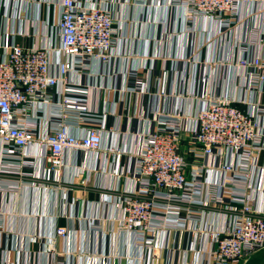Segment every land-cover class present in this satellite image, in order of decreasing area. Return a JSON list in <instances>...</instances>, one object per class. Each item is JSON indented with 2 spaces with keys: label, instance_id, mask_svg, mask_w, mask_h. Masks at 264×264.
I'll return each mask as SVG.
<instances>
[{
  "label": "crops",
  "instance_id": "1",
  "mask_svg": "<svg viewBox=\"0 0 264 264\" xmlns=\"http://www.w3.org/2000/svg\"><path fill=\"white\" fill-rule=\"evenodd\" d=\"M260 0L243 4V21L229 29L212 19L185 22V10L171 0H90L108 7L116 18L118 38L109 63L92 60L83 71L68 74V84L86 91L92 112L107 115L103 147L94 153L68 151L65 166L53 171L43 150L29 147L31 166L23 176L5 173L10 162L0 147V264H206L215 237L230 217L217 209L190 207L199 219L184 227L160 230L154 255L139 246L134 233L117 229L123 211L119 200L134 187V170L141 149V133H152L163 114L195 116L205 99L256 101L247 88L243 57H264V44L242 53L240 46L255 30L264 41V10ZM61 0H0V54L3 45L26 48L60 44L58 19ZM189 26V27H188ZM58 75L59 54H50ZM164 72L167 87L159 94ZM55 90L58 103L66 89ZM44 115L48 110L42 111ZM73 132V131H72ZM80 134L82 130L75 129ZM121 149L122 154L109 153ZM188 143L183 144L187 155ZM190 164L193 163L188 158ZM264 158L262 159L263 162ZM206 178L219 181L222 175ZM12 183L17 188L12 189ZM249 189L255 208L264 212V172H257ZM165 211V203L157 201ZM177 208V204H172ZM68 230L48 251L56 230ZM166 227V228H165ZM34 237L37 240H34ZM246 264H264V250Z\"/></svg>",
  "mask_w": 264,
  "mask_h": 264
},
{
  "label": "built area",
  "instance_id": "2",
  "mask_svg": "<svg viewBox=\"0 0 264 264\" xmlns=\"http://www.w3.org/2000/svg\"><path fill=\"white\" fill-rule=\"evenodd\" d=\"M89 1L61 0L58 46L3 45L0 147L10 161L4 169L7 174L25 175L22 169L31 166L26 150L32 146L43 150L51 169L57 172L65 166L68 151L94 153L103 147L107 115L92 112L86 91L67 82L69 73L83 71L88 62L109 63L116 57V18L108 7ZM249 1L171 0L170 6L185 10L187 25L195 19H212L229 29L244 20L242 7ZM259 5L264 10V0ZM260 43L264 41L254 29L240 49L249 53ZM52 51L60 57L58 75L52 71ZM239 66L248 73L249 91L258 94L254 102L240 101L245 110L236 105L238 101L205 99L204 108L195 116L161 113L156 130L140 134L134 187L123 192L119 200L123 217L117 221V229L134 233L139 246L151 255L162 226L184 227L186 221L180 212H187V220L199 219L190 207L217 209L231 218L226 229L216 235L206 264H246L264 250V212L255 208L249 193L255 174L264 172V57H243ZM166 79L164 72L160 95L166 92ZM59 85H66L67 90L56 103ZM44 109L47 115L42 113ZM75 129L82 133H74ZM184 143L189 145L187 155L182 151ZM109 153L122 154V150L114 148ZM214 171L222 175L221 180L206 178ZM11 188L17 185L12 183ZM157 201L165 203V211ZM67 233L59 227L47 250L54 251L56 239ZM52 264L65 262L57 256Z\"/></svg>",
  "mask_w": 264,
  "mask_h": 264
}]
</instances>
